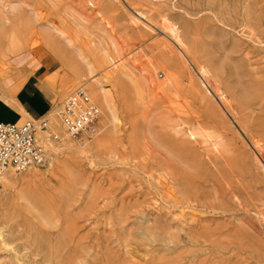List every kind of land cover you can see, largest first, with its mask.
I'll use <instances>...</instances> for the list:
<instances>
[{"label":"rangeland","instance_id":"1","mask_svg":"<svg viewBox=\"0 0 264 264\" xmlns=\"http://www.w3.org/2000/svg\"><path fill=\"white\" fill-rule=\"evenodd\" d=\"M16 40L0 98L35 77L61 139L2 181L0 264H264V0H0ZM81 86L73 138L54 108Z\"/></svg>","mask_w":264,"mask_h":264},{"label":"built area","instance_id":"2","mask_svg":"<svg viewBox=\"0 0 264 264\" xmlns=\"http://www.w3.org/2000/svg\"><path fill=\"white\" fill-rule=\"evenodd\" d=\"M54 110L60 125L73 138L89 130L100 114L83 86L73 89ZM58 141L59 135L51 127L48 115L0 123V187L8 170L23 173L43 167L49 157L47 145Z\"/></svg>","mask_w":264,"mask_h":264},{"label":"crops","instance_id":"3","mask_svg":"<svg viewBox=\"0 0 264 264\" xmlns=\"http://www.w3.org/2000/svg\"><path fill=\"white\" fill-rule=\"evenodd\" d=\"M32 78L35 79L34 89H21V92L14 97V102H5L0 98V123H14L22 120L23 112L29 117L44 114L49 99L39 90V80Z\"/></svg>","mask_w":264,"mask_h":264},{"label":"bare ground","instance_id":"4","mask_svg":"<svg viewBox=\"0 0 264 264\" xmlns=\"http://www.w3.org/2000/svg\"><path fill=\"white\" fill-rule=\"evenodd\" d=\"M23 36V35H22ZM5 38L4 39H6V37H9L8 36V34L7 35H5L4 36ZM28 37V36H27ZM21 38H23V37H21ZM29 38V37H28ZM23 40V39H22ZM19 41H21V40H19ZM19 41L18 40H16V45H14V46H10V47H6L5 46V48H4V50H2V43H0V83L3 81V80H5L6 78H8V74H9V68L8 67H6V66H4V64L6 63L7 64V62H8V60H10V58H11V56H13L14 55V57L15 56H17L18 54H20V51H21V49L23 48V45L21 46L20 44H19ZM26 41V40H25ZM30 45V44H29ZM29 45H27L28 47H29ZM67 45V44H66ZM69 51H70V53H71V55H73V52L74 51H72V50H70V49H68ZM101 51V50H100ZM100 51H98L97 53L98 54H100L99 52ZM102 52V51H101ZM102 54H104V53H102ZM74 57V56H73ZM23 59V58H22ZM22 59H20V61H18V62H21V60ZM103 59H105L104 57H103ZM182 63V62H181ZM13 74V73H12ZM10 75V74H9ZM190 83V82H189ZM91 87V93H92V95H93V97H95L96 98V100L98 101V103H99V105L100 106H102V113H101V120L100 121H102V120H104L103 122L104 123H102L103 124V126H106L107 125V117H106V113H105V111L106 110H108V111H112V109H111V105L109 104V102H108V100H107V98H106V96H105V94L102 92V89H100V88H98L96 85H93V86H90ZM204 95H205V93H204ZM203 97V96H202ZM204 97H206V95L204 96ZM5 98V97H4ZM207 98V97H206ZM226 99V98H225ZM243 100V99H242ZM3 101H5V102H14V98H11L10 97V99L9 98H5V99H3ZM246 101V100H245ZM248 103V102H247ZM239 105V104H238ZM245 105V104H244ZM249 105V104H248ZM247 106V105H246ZM245 107V106H244ZM247 108H249V106L247 107ZM106 109V110H105ZM231 109V108H230ZM54 111V110H53ZM54 114H55V112H54ZM23 115L24 116H26V114L23 112ZM239 115V114H238ZM55 116V115H54ZM236 117H237V115H236ZM49 120H50V123H51V119L49 118ZM56 122H57V124H56V129L57 130H59L60 132H62L63 130H64V128H63V126H61L60 125V123H59V121H58V119H56L55 120ZM250 126V125H249ZM51 127H52V123H51ZM53 128V130H54V128H55V125H54V127H52ZM63 129V130H62ZM56 131V130H55ZM65 131V130H64ZM65 133H66V131H65ZM59 135V134H58ZM61 139V137H60V135H59V140ZM52 145H55V143H51V144H48L47 145V150H49V148L52 146ZM53 150V149H52ZM51 150V151H52ZM51 151L49 150V155H51L50 153H51ZM53 153V152H52ZM55 154H56V152H55ZM54 155V154H53ZM48 159H49V157H48ZM47 163H48V161H47ZM45 164V165H49V163L48 164ZM45 165H43V166H45ZM35 168H42V167H35ZM30 169H34V168H30ZM30 169H28V170H30ZM27 170V171H28ZM25 172V171H24ZM11 173V170H8L7 171V173L4 175V178L2 179V181L4 182V180L6 181L8 178V175ZM5 184V183H4Z\"/></svg>","mask_w":264,"mask_h":264}]
</instances>
